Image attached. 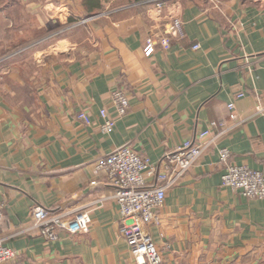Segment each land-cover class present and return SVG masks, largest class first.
<instances>
[{
	"label": "crops",
	"instance_id": "obj_1",
	"mask_svg": "<svg viewBox=\"0 0 264 264\" xmlns=\"http://www.w3.org/2000/svg\"><path fill=\"white\" fill-rule=\"evenodd\" d=\"M157 1L0 0V234L28 228L36 203L92 216L88 231L55 240L31 229L5 264H137L97 160L130 144L157 162L213 119L226 132L144 226L161 264H264V198L223 185L219 154L228 146L264 173V0ZM174 17L183 35L146 55ZM116 89L130 106L105 132L100 110L115 114Z\"/></svg>",
	"mask_w": 264,
	"mask_h": 264
},
{
	"label": "built area",
	"instance_id": "obj_2",
	"mask_svg": "<svg viewBox=\"0 0 264 264\" xmlns=\"http://www.w3.org/2000/svg\"><path fill=\"white\" fill-rule=\"evenodd\" d=\"M162 7L163 2L158 0L157 9L161 11ZM181 25L182 19L174 17L157 41L149 37L144 47L145 54L152 55L158 44L168 48L173 37L183 35ZM198 47L200 43L193 44V48ZM112 101L115 114H111L106 108L100 110V115L104 118L101 127L105 132L114 129L117 117L125 114L130 106L129 95L123 89L112 92ZM228 106L233 110L235 104L229 102ZM263 110L264 106L258 104L257 111ZM230 116L232 119L238 117L234 111ZM77 117L88 123L91 121V116L86 111H80ZM216 125L218 121L213 119L210 126L199 133L197 139L182 141L157 162L149 155L138 152L130 144L119 145L97 160V167L104 169L111 182L117 187L115 199L121 214L119 229L127 240L137 264H161L162 249L144 224H151L157 220L156 211L165 202L168 190L176 187L206 149L226 132L227 128L213 132L212 127ZM219 154L224 167L223 185L239 189L248 197L264 198L262 170L233 162L231 149L228 146H221ZM4 208V202L0 201V223L4 217ZM32 216L34 220L28 228L14 235L0 234V264H5L18 255L16 239L18 237L28 239L29 236H34L29 233L31 229H37V234L43 241L55 240L61 236L62 231L68 233L88 231L92 220L90 209L52 212L40 203L34 204Z\"/></svg>",
	"mask_w": 264,
	"mask_h": 264
}]
</instances>
